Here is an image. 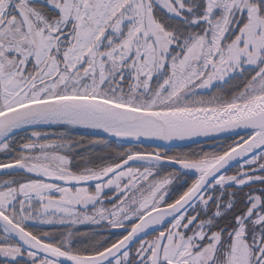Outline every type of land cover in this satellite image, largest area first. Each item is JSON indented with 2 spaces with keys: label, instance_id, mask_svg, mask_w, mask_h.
Returning <instances> with one entry per match:
<instances>
[{
  "label": "snow or ice",
  "instance_id": "6c2138e0",
  "mask_svg": "<svg viewBox=\"0 0 264 264\" xmlns=\"http://www.w3.org/2000/svg\"><path fill=\"white\" fill-rule=\"evenodd\" d=\"M233 79L243 82L228 98L196 92ZM41 125L137 142L246 135L221 151L129 147L74 165L70 139H49ZM0 151H15L0 169L29 174L0 183L5 264H264V0H0ZM165 161L179 168L161 176ZM181 174L196 178L168 202ZM245 187V209L221 227ZM101 221L126 234L73 246V226ZM149 230L158 235L141 238Z\"/></svg>",
  "mask_w": 264,
  "mask_h": 264
},
{
  "label": "flooded vegetation",
  "instance_id": "af4514ba",
  "mask_svg": "<svg viewBox=\"0 0 264 264\" xmlns=\"http://www.w3.org/2000/svg\"><path fill=\"white\" fill-rule=\"evenodd\" d=\"M157 82V81H156ZM128 84V81L126 80L124 82V88L127 87L126 85ZM155 86V82L152 84ZM54 128V127H53ZM57 128V127H55ZM75 131L78 132H84L82 130L74 129ZM240 136L238 137H233V138H228L225 140L221 141H215V142H210L206 144H201V145H196V146H191V147H196L195 153H202V152H215V151H221L224 147H227L228 145L232 144L234 141H239ZM100 147H103V144H98ZM16 147V143L13 144V147ZM133 149H139L141 152H155V151H166L169 155H181V154H192L190 153L191 151L189 148L191 147H186V148H180V149H166V148H158V147H151V146H140V145H131ZM89 148V147H87ZM87 148H80V149H87ZM15 149H19V146L16 147ZM77 151L80 149L76 148ZM73 149V152L76 150ZM15 155V151L13 152H4L3 156H0V162H9L12 160V158ZM71 158L73 159V163L75 164H83V160L80 158H74L72 154H70ZM84 158L91 159L90 153H84ZM165 164V163H164ZM243 164V163H242ZM240 164V165H242ZM240 165L228 170V174L232 175L237 172V170H240ZM134 167H141V170H143V167L141 166L140 163L134 164ZM246 169V165L244 166ZM174 170V167L169 166L165 164V166L162 169H159V173L161 176L167 175L168 173L172 172ZM29 174L22 173V172H15L12 175H9V173L1 175L0 176V181H4L7 179H17V180H25ZM34 178V177H33ZM196 178L195 174H191L188 176L184 175H179L176 179H174L173 183L168 186V195L166 196V200L168 202H172L175 198L179 196L183 191L187 190V187L191 185L192 180ZM254 187L259 188L260 185H255ZM230 191H236V189H230ZM250 189L247 187L243 188L240 191H237V196L234 201V209L232 212H229L226 214V216L223 219L219 220V225L223 227L229 219L232 218L234 214L239 213L241 210L245 209V197L246 193H248ZM258 194V193H257ZM105 207H111L110 204L105 201L104 204ZM89 214H92V209L89 208ZM191 211V210H189ZM214 211V209H213ZM195 214V213H192ZM28 224L33 228L34 231H48V232H55L59 234V232H62L65 230L64 226H61L59 224H53V225H40L37 224L36 222L29 221ZM170 226V225H168ZM163 228V227H162ZM161 228V229H162ZM73 232H78L81 235L76 236L73 240V246L77 248H84L87 246L89 249H91L94 245L98 246L97 242L99 244H104L106 246H111L112 243H115L119 239H122V234H126L124 229L120 228H112L110 226H107L106 221H101L99 224H92L90 222H85L82 224H77L72 227ZM189 234H191L189 232ZM3 235L2 228H0V236ZM155 235H158V232L152 233L148 236H146L144 239L145 240H150L154 238ZM138 247V242L134 244L131 247L130 250V258L134 257L136 255L135 249ZM0 264H5V258L0 257Z\"/></svg>",
  "mask_w": 264,
  "mask_h": 264
},
{
  "label": "trees",
  "instance_id": "16d2710c",
  "mask_svg": "<svg viewBox=\"0 0 264 264\" xmlns=\"http://www.w3.org/2000/svg\"><path fill=\"white\" fill-rule=\"evenodd\" d=\"M155 13L156 15L159 17L163 14L166 13V10L160 8L157 6V8L155 9ZM243 81L242 80H238V79H233L230 81V83H222V84H217L215 85V87L208 92L207 94H209V96H213L217 93H219L222 96H225L226 98L230 97L231 94V89L233 87H235L237 84H241ZM74 129L76 128H70V127H57V128H43L40 129L38 131H42L43 133H48V134H52L54 135L52 138V140H57L61 134H63L66 138H69L70 141L73 144V149H80L82 147L87 148L85 150L80 149L79 151H77V149L73 152L72 150V155L74 156V158H80L84 156V153H90V157L92 160H96V161H100L102 159H107L108 157H114L116 155V153L118 152H122L124 150H126L127 148L131 147V145L128 144H122V143H118V142H113V141H109L107 139H102L96 136L91 135L90 133H88L87 131L84 132H78L75 131ZM79 130V129H78ZM83 131V130H82ZM28 132H23L20 133L18 136H16V147L19 146L20 143H23V139H21V137L27 136ZM101 141H106L107 143L101 142ZM98 144H103V147H100ZM14 146V148H16ZM189 150L191 151L190 153H195L196 151V147H191L189 148Z\"/></svg>",
  "mask_w": 264,
  "mask_h": 264
},
{
  "label": "water",
  "instance_id": "95a60500",
  "mask_svg": "<svg viewBox=\"0 0 264 264\" xmlns=\"http://www.w3.org/2000/svg\"><path fill=\"white\" fill-rule=\"evenodd\" d=\"M53 127H70V128H76L79 130H83V131H87L88 133H90L93 136L102 138V139H107L109 141H113V142H118V143H122V144H128V145H140V146H151V147H158V148H166V149H180V148H186V147H191V146H196V145H201V144H206V143H210V142H215V141H221V140H225L228 138H233V137H238L240 135H246V133L243 130H236L238 132H240V135H235L232 132H224V133H220V134H213L211 136H198V137H192L189 139H185V140H173L171 142L169 141H162L159 139H154V138H141L142 142H137L134 140L130 141V138H117L114 136H110L108 133L102 132L101 130H93L91 128H82V127H78V126H69V125H41L38 126L36 129H43V128H53ZM31 130V129H29ZM28 130V131H29ZM22 133V132H21ZM165 164L172 166L169 162L165 161ZM243 163V160H241L239 162V164H237L236 162H233L232 165L230 166V169L240 165ZM174 168H179L178 165L172 166ZM7 173H12V170L10 169H0V176L7 174ZM153 232H148V235L152 234ZM146 235V236H148ZM145 235L142 234L141 238H145ZM137 243V242H136ZM134 243V244H136ZM133 244V245H134ZM131 245V247L133 246Z\"/></svg>",
  "mask_w": 264,
  "mask_h": 264
},
{
  "label": "rangeland",
  "instance_id": "374dc122",
  "mask_svg": "<svg viewBox=\"0 0 264 264\" xmlns=\"http://www.w3.org/2000/svg\"><path fill=\"white\" fill-rule=\"evenodd\" d=\"M159 7V6H158ZM227 79V78H226ZM156 81H157V78H155L154 77V79H153V81H152V84L155 82V86H156ZM222 83H224V82H222V81H214V85H213V87H210V88H207V89H196V92L199 94V96H202V97H205V98H211L212 96H209V94H207L208 92H210L214 87H215V85H217V84H222ZM123 86H125V85H123ZM127 86V85H126ZM155 86H153V87H155ZM125 91H127V87H125ZM36 130H40V129H36ZM30 132H31V130H29ZM30 132L28 133V135H30ZM42 132V131H41ZM23 133V132H22ZM47 135H48V138L50 139V138H52L54 135H52L51 133L50 134H48L47 133ZM16 140V139H15ZM13 141V144H15L16 143V141ZM4 152H6V151H0V156H3V154H4ZM72 153V152H71ZM71 153H69V154H71ZM62 154H63V152H62ZM1 179V178H0ZM0 183H2V180L0 181Z\"/></svg>",
  "mask_w": 264,
  "mask_h": 264
},
{
  "label": "bare ground",
  "instance_id": "6f19581e",
  "mask_svg": "<svg viewBox=\"0 0 264 264\" xmlns=\"http://www.w3.org/2000/svg\"><path fill=\"white\" fill-rule=\"evenodd\" d=\"M78 127H82V126H78ZM82 128H85V127H82ZM92 129V128H91ZM93 130H99V129H93ZM102 131V130H101ZM103 132V131H102ZM170 219V218H169ZM161 228L163 227V226H160ZM150 232H151V230H149Z\"/></svg>",
  "mask_w": 264,
  "mask_h": 264
}]
</instances>
